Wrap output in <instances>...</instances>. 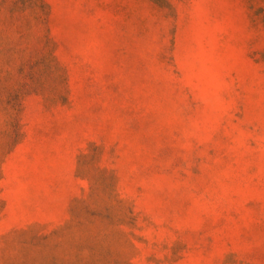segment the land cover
<instances>
[{
	"label": "rangeland",
	"instance_id": "obj_1",
	"mask_svg": "<svg viewBox=\"0 0 264 264\" xmlns=\"http://www.w3.org/2000/svg\"><path fill=\"white\" fill-rule=\"evenodd\" d=\"M0 264H264V0H0Z\"/></svg>",
	"mask_w": 264,
	"mask_h": 264
}]
</instances>
